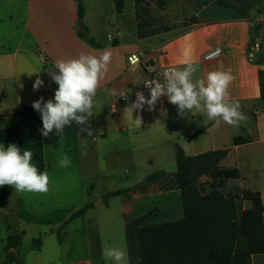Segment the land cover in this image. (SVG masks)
<instances>
[{
    "label": "crops",
    "instance_id": "1",
    "mask_svg": "<svg viewBox=\"0 0 264 264\" xmlns=\"http://www.w3.org/2000/svg\"><path fill=\"white\" fill-rule=\"evenodd\" d=\"M152 1L147 0L148 7ZM259 1L264 0L253 3L155 0V5L164 2L175 5L182 20L173 27L158 29L148 10L143 20H147L144 28L150 34L139 38L134 0H124L120 14L115 11L114 0H81L82 20H78L75 0H0V128L18 126L22 150L32 151V137L40 132L41 115L32 108V103L41 96L45 102L53 98L58 87L51 81L47 69L58 59L76 58L81 53L96 56L104 51L112 53L109 70L100 81L95 97L96 114L89 121L93 132L99 131L102 138L87 137L88 154L82 157L80 140L86 133H81L77 125L66 128L59 136L53 132L47 138L42 137L49 191L18 193L13 190L0 204V260L5 258L3 248L7 237L22 233L20 252L25 264H113L102 258L105 247L125 249L128 264H139L137 224L183 218L176 169L171 164L165 167L167 157L174 154V145L181 146L187 156L226 150L220 165L236 169L238 178L227 182L224 192L238 197L242 191L257 193L264 207V102L259 101L258 79L264 63L260 52L253 59L248 58L252 36L264 20V8L255 3ZM79 22L99 47L77 36V30L82 28ZM108 35L113 37L112 41L107 39ZM214 48L221 50L220 55L214 60H204V54ZM132 53L146 55L142 67L135 73L126 66V56ZM189 59L197 62L193 80L204 78L213 70L231 71L235 79L229 86L230 99L239 101L247 121L234 127L222 120L219 123L209 120L199 110L181 116L177 106L166 97L148 115L133 112V119L137 116L142 119L141 126L137 127L124 112L129 103L116 102L118 92L132 93L140 83L157 78L156 69L181 68ZM32 73H39L44 81V86L37 91L32 87L37 74ZM129 130L139 133L128 135ZM119 136L133 138L126 154L133 174L131 182L121 189L126 192L110 197L114 201L108 202L105 213L100 215L97 210L104 197L118 190L110 182L111 174L105 173V187L96 194L101 200L93 206L92 202L96 201L91 200L93 169L100 160L112 168L121 162L117 148L123 141L119 143ZM63 155L69 157L70 167H59ZM138 164L147 167L145 176L137 174ZM154 172H163V176L144 183ZM199 182L208 184L210 180L202 177ZM87 204L92 206L83 216L57 233L72 212ZM241 206L247 209L250 203L242 201ZM154 217L159 222L152 220ZM117 226L122 231H117ZM131 229L135 239L130 236ZM36 238L42 240L38 251L31 249V242ZM251 262L264 264V254L252 256Z\"/></svg>",
    "mask_w": 264,
    "mask_h": 264
},
{
    "label": "trees",
    "instance_id": "2",
    "mask_svg": "<svg viewBox=\"0 0 264 264\" xmlns=\"http://www.w3.org/2000/svg\"><path fill=\"white\" fill-rule=\"evenodd\" d=\"M77 4L78 20L83 18L81 0ZM253 3L254 0H247ZM138 22V37L150 34L145 30L148 13L147 0H134ZM115 11L120 14L124 0H114ZM190 21H194L191 19ZM144 24H142V23ZM261 28V26L259 27ZM167 29V28H166ZM77 36L89 45H99L88 34L85 27L77 30ZM115 45V43H114ZM262 61V59H261ZM260 102H264V70L259 71ZM42 129V120L39 122ZM195 136V135H193ZM22 147V135L18 126L0 128V144ZM33 160L41 171H45L41 131L32 137ZM226 150L210 151L196 156L185 155L179 145H174V162L180 188L183 218L177 221L137 224L136 242L139 264H252L254 255L264 254V207L257 193L242 191V196L224 192L227 182L236 180V169L220 165L226 157ZM163 176V172L149 174L144 183H151ZM207 177L208 184L200 183ZM11 186L0 187V204L13 192ZM126 190L108 193L105 197H116ZM104 197V198H105ZM242 201L250 207L242 209ZM92 205L87 204L72 212L60 225L59 233L69 222L84 215ZM58 239L60 235L57 234ZM23 235L14 233L4 242V260L0 264H25L21 254ZM42 240L31 242V249L40 250Z\"/></svg>",
    "mask_w": 264,
    "mask_h": 264
},
{
    "label": "clouds",
    "instance_id": "3",
    "mask_svg": "<svg viewBox=\"0 0 264 264\" xmlns=\"http://www.w3.org/2000/svg\"><path fill=\"white\" fill-rule=\"evenodd\" d=\"M219 51L217 49L214 55H218ZM40 59L43 61V57ZM111 59L112 53L109 51L99 56L81 53L76 58L58 59L54 66L47 69L51 81L58 86L54 97L45 102L41 96L32 103V108L41 115L42 137L47 138L53 132L59 136L75 124L81 133H86L80 140V154L87 156V137L94 135L89 121L96 114L95 97L101 86L100 81L109 70ZM196 72L197 62L191 59L186 60L181 68L162 70L159 74L162 79H149L144 83L149 88V97L137 91L135 101L130 102L124 112L140 127L142 119L140 116L133 119V112L143 111L145 104L149 110H153L157 101L166 96L169 103L177 106L181 116L199 110L209 120L217 123L222 120L234 127L247 121L239 101L230 99L229 86L235 79L230 70L209 71L204 78L193 80ZM39 73H32L37 74L32 85L34 91L44 86ZM118 93L129 99V94L123 90ZM33 155V151L22 150L14 143L6 148L0 144V187L11 186L18 193H47L50 185L48 171H41L33 163ZM70 165L69 157L63 155L59 167L67 168ZM101 255L113 264H128L125 249L105 247Z\"/></svg>",
    "mask_w": 264,
    "mask_h": 264
},
{
    "label": "rangeland",
    "instance_id": "4",
    "mask_svg": "<svg viewBox=\"0 0 264 264\" xmlns=\"http://www.w3.org/2000/svg\"><path fill=\"white\" fill-rule=\"evenodd\" d=\"M155 1V0H153ZM152 1V5L150 7H148L147 9L150 10V15L149 17L153 19L154 25L156 28H167V27H173L175 25H177L178 23H180V21L182 20V14L180 12V10L173 5L172 3H166L165 2L163 4L160 5H155V2ZM166 1V0H165ZM258 6H261L264 8V1L262 3L259 2H255ZM260 56V55H257ZM130 103V102H129ZM263 108V106H262ZM99 131H95L93 132L94 135L93 137L96 138V140L101 139L102 136H100L98 133ZM135 133H139V131L137 130H129L127 132L128 135H133ZM119 143L121 141L122 145H120L119 148H117L118 153L122 156V160L121 162L116 166V167H108L107 164H105L104 161L100 160L99 163H96L94 165V194L93 197H91V200H96L94 202H92V205L95 206V203L98 202L100 199V197H96V194L98 192H100L101 190L104 189L105 187V179L103 178V175L105 173L111 174L112 179L110 180V182L113 183L114 185V190H121L124 189L130 182H131V177L133 174V167L131 166V164L126 160V154L127 151L129 150V146H131L132 143V139L131 136H129L128 138H124L123 136H119L118 138ZM172 153V152H171ZM168 164H171V167L174 169L175 168V162H174V154H171L169 156V158L167 157V161L165 162V167L168 168ZM110 166V165H109ZM108 167V168H107ZM137 174H146L144 172H146L145 170H147V167L145 165H140L138 164L137 167ZM149 170H151V166L149 165ZM145 176V175H144ZM85 178H84V182H85ZM88 180V179H87ZM128 180V181H127ZM114 201L112 198H108L105 197L103 199V201L99 204L98 206V210H97V214H104L105 213V209H106V205L108 202ZM117 205V204H116ZM242 207V206H241ZM115 210L116 213H118V208H116ZM152 220H155V222H159V220L154 217ZM122 231V229H120L117 226V231ZM130 236L133 237V239H135V232L132 231L130 232Z\"/></svg>",
    "mask_w": 264,
    "mask_h": 264
},
{
    "label": "built area",
    "instance_id": "5",
    "mask_svg": "<svg viewBox=\"0 0 264 264\" xmlns=\"http://www.w3.org/2000/svg\"><path fill=\"white\" fill-rule=\"evenodd\" d=\"M107 39L109 41H112L113 37L111 35H108ZM261 43H262V29L258 28L257 31L254 33V35L252 36V41L250 43L249 46V53H248V58L249 59H253L254 58V54L260 52L261 53ZM217 49L219 48H214L210 51H208L207 53L204 54L203 59L204 60H214L216 59L219 55L221 50L219 51L218 55H214L217 51ZM146 55L144 54H136V53H132L126 56V66H127V70L130 71L131 73H135L138 69H140L142 67V63L145 60ZM168 68H172V67H164V68H159L155 70V74L157 75V79H162V77H160V72L164 69H168ZM178 68V67H177ZM148 80L144 81L143 83H140L136 90L132 93H128L129 94V99H125L122 96L119 95V93L116 95V102L119 105H123V104H127L129 102L135 101V93L137 91L142 92L144 94V96L146 98L149 97V88L145 87L144 83H146ZM166 99V96L161 97V99L159 101H157L156 106L159 102L163 101ZM155 106V108H156ZM155 108L153 110H149L148 106L145 104L143 111H139L137 110L136 112L140 115H148L150 113H152ZM118 111V108L115 107L113 108V112L116 113ZM262 217L264 219V213L262 214Z\"/></svg>",
    "mask_w": 264,
    "mask_h": 264
},
{
    "label": "water",
    "instance_id": "6",
    "mask_svg": "<svg viewBox=\"0 0 264 264\" xmlns=\"http://www.w3.org/2000/svg\"><path fill=\"white\" fill-rule=\"evenodd\" d=\"M79 27H82V23L79 22ZM261 29H262V43H261V55L264 63V20L261 21Z\"/></svg>",
    "mask_w": 264,
    "mask_h": 264
}]
</instances>
